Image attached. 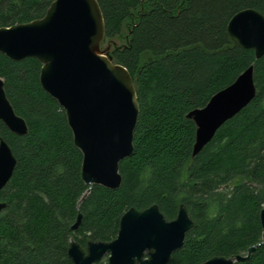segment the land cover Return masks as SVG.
Here are the masks:
<instances>
[{
  "label": "trees",
  "instance_id": "trees-1",
  "mask_svg": "<svg viewBox=\"0 0 264 264\" xmlns=\"http://www.w3.org/2000/svg\"><path fill=\"white\" fill-rule=\"evenodd\" d=\"M106 39L124 36L107 55L135 80L139 116L133 153L119 162L118 189L86 184L82 153L65 110L41 86L35 57L0 53L6 95L26 135L0 121V137L16 157L0 190V264H73V239L108 242L122 214L157 204L175 218L179 205L193 226L167 264H201L213 256L247 255L235 264H264L259 212L264 207V56L227 33L244 8L264 14V0H97ZM52 0H0V27L45 15ZM253 65L256 94L195 156V124L187 113ZM84 196V197H83ZM81 213L76 230L71 226ZM95 264H107V257Z\"/></svg>",
  "mask_w": 264,
  "mask_h": 264
},
{
  "label": "water",
  "instance_id": "water-1",
  "mask_svg": "<svg viewBox=\"0 0 264 264\" xmlns=\"http://www.w3.org/2000/svg\"><path fill=\"white\" fill-rule=\"evenodd\" d=\"M227 33L238 46L264 56V14L248 7L234 13ZM105 23L97 0H52L45 15L25 23L0 27V53L14 61L35 57L41 63L42 88L65 110L75 145L82 153L81 178L88 184L118 189L122 183L119 162L133 153L139 116L135 80L129 71L101 48ZM253 65L226 87L215 92L201 108L187 113L195 124L192 156L199 153L228 119L255 97ZM0 121L13 133L26 135L28 126L17 115L0 77ZM8 143L0 137V190L16 165ZM84 197V196H83ZM6 203L0 201V214ZM79 212L71 226L78 229ZM264 240V207L259 212ZM193 226L184 204L166 219L157 204L142 210L133 207L119 221L117 235L108 242L89 241L83 248L70 241L73 264H167ZM247 255L213 256L201 264H235Z\"/></svg>",
  "mask_w": 264,
  "mask_h": 264
},
{
  "label": "rangeland",
  "instance_id": "rangeland-1",
  "mask_svg": "<svg viewBox=\"0 0 264 264\" xmlns=\"http://www.w3.org/2000/svg\"><path fill=\"white\" fill-rule=\"evenodd\" d=\"M124 41H125L124 36L120 38H114V39H106V40L103 39L101 43V48L104 50H107L113 45H120L124 43Z\"/></svg>",
  "mask_w": 264,
  "mask_h": 264
}]
</instances>
